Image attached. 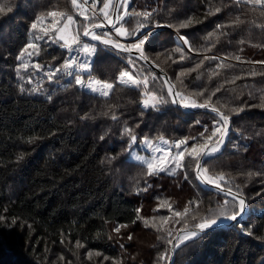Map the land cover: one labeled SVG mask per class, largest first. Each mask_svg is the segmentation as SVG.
Instances as JSON below:
<instances>
[{
  "label": "trees",
  "instance_id": "trees-1",
  "mask_svg": "<svg viewBox=\"0 0 264 264\" xmlns=\"http://www.w3.org/2000/svg\"><path fill=\"white\" fill-rule=\"evenodd\" d=\"M57 3L69 7L63 11L78 24L84 23L74 13L71 0H0V264H112L113 259L122 260V264H160L159 254L170 251L165 241L184 228L185 221L187 227H194L201 218L219 212L224 200L232 198L201 185L192 170L194 162L184 170L187 179L184 172L146 176L145 166L129 158L130 143L123 128L131 127L137 142L143 137L161 136L199 140L205 127L211 131L215 114L185 111L171 103L160 105L159 111L144 109L142 90L119 84L103 98L78 88L70 77L52 84L35 71L34 76H40V80L31 77L32 83H28L27 71H17L21 63L17 56L29 42V25L34 17L53 4L57 7ZM210 3L221 6L219 0H129L128 10L153 13L144 21L147 26L143 31L153 33L145 52L168 73L176 90L202 102L223 85V90L211 99L230 114L223 105L231 108L245 102L257 104L264 93V75L260 74L264 73V65L248 63L264 61V29L250 23H264V17L258 12L248 13L242 17L247 23L222 29L228 35L219 36L218 42L215 38L208 40L206 35L217 24L227 23L239 11L224 8L206 16ZM188 16L199 22L180 29V34L188 36L199 52L184 46L186 58L180 61L181 54L174 52L179 45L176 30L166 25H177ZM136 19L126 23L129 31ZM156 23L165 26L155 27ZM81 39L92 41L83 36ZM241 40L245 43H239ZM92 42L97 52L86 76L115 83L121 71L131 70L128 54ZM205 55L229 57L224 63L234 67L217 68L219 60H204L197 71L177 79L182 69L195 67ZM235 55L241 61L231 58ZM65 57L64 49L43 40L40 54L32 60L56 67ZM137 64L143 65L144 75H149L148 90L165 95L162 77L143 61ZM251 71L257 75H246ZM216 72L219 75H214ZM152 73L159 79L152 81ZM237 75L243 78L234 84L225 83ZM38 85L41 91L32 92ZM199 92L204 95H194ZM250 92L255 98L249 96ZM113 114L118 117L115 121L111 119ZM195 142L189 139V145ZM185 164L189 165L187 154ZM206 166L211 175L223 172L228 180L224 187L246 197L247 214L239 223L246 228L251 225L253 235L242 231L237 222L210 230L178 248L173 264H264V108L250 107L239 115L232 114L225 146L215 158H209ZM248 172L253 175L247 176ZM257 172L262 174L255 175ZM145 182L150 187L137 194ZM165 199L174 210L183 211L189 200L199 201V208L190 206L187 217H173L164 225L173 230L171 237L166 231L144 227L142 221L132 223L136 209H141L139 215L145 218L169 216L166 208L154 211ZM118 223L128 225L119 234L113 231ZM156 223H160L158 219ZM129 234L132 240H128ZM161 236L165 239H158ZM76 241L83 247H77ZM90 251L91 259L87 255ZM97 251L103 255L96 256ZM104 256L111 259L104 260Z\"/></svg>",
  "mask_w": 264,
  "mask_h": 264
},
{
  "label": "snow or ice",
  "instance_id": "snow-or-ice-1",
  "mask_svg": "<svg viewBox=\"0 0 264 264\" xmlns=\"http://www.w3.org/2000/svg\"><path fill=\"white\" fill-rule=\"evenodd\" d=\"M219 3L221 6H213L210 3L209 7L205 10L206 16L216 15L224 8H234L239 11L235 15H232L227 23L217 24L216 29L209 32L205 39L212 40L215 38L218 42L219 36L228 35L227 32L221 31L222 29L239 27L240 25L247 23L248 21L242 19V17L247 16L248 13L258 12L261 17H264V0H219ZM128 4L129 0H91L90 3L89 0H83V3H78V0H71V5L77 10L79 16L83 18L84 23L82 24H78L72 15L67 14L66 11L58 10L56 5L53 4L49 10L42 11L36 15L29 25V31L32 34V39L25 44L17 56V59L21 61L17 71L19 73L21 69L25 71L28 70L30 64L29 62H25V55L29 58L38 56L40 54L39 41L47 37L52 43L57 44L59 48L64 49L66 52V57L63 62L56 67L48 65L47 71H44L45 66L41 65L39 62L31 65L35 70L43 71V76L49 83L58 84L60 78L70 77L71 82L78 88L87 90L88 92L103 98L109 97L114 87L119 84L127 88L142 90L141 94L144 98L141 101V105L144 109L152 108L159 111L160 105L171 103L186 109H206L215 114L211 131L205 127L204 131L200 133L201 139L198 140L196 137H191L181 139L173 144H170L168 140L163 137H159L158 139L162 144L169 145L168 148H163L159 145H154L148 137H144L142 142L149 149H151L155 155L150 158H145L144 156L134 157L145 166V175L154 177H159L161 173L175 176L178 172H184V178L187 179V172L184 170L186 166H191V162H194L192 170L195 172V178L201 185L214 187L222 192H225L226 195L232 198L231 201H223V205L221 206L219 212L210 217L201 218L200 221L194 225L192 230H188L187 222L185 221V227L180 229L175 236V243L173 242V239H167L165 241L167 244L172 246L171 251L166 250L160 253L158 261L160 264H171L172 256L175 255L176 249L180 248V246L185 244L187 241L200 238L208 229L218 227L223 220L237 221V225L242 231H245L250 236L253 235L251 225L246 228L243 223H239L238 221V218L242 219V217L247 214V204L242 193L239 191L234 192L230 187L225 190L224 185L228 183L225 174L221 172L216 175H211L206 164L209 162V158H215L224 147L226 138L229 134L232 114L239 115V113L245 111V108L250 107L264 108V93L258 97L259 103L257 104L248 105L245 102L243 105L231 108H229L227 104L223 105V107L228 109V112L230 113L226 114L224 111H221V108L217 107L211 99V97L215 96L217 92L223 90V85L217 87L215 91H213L211 95L205 98L202 102H198L197 99L193 98V96H189L181 91L175 90V84L171 82V78L167 77L163 79V84L166 86L165 95H159L156 91H149V75H144L142 73L141 69L143 65H138L137 62L143 61L144 64H148L149 62V56L145 52V45L153 38V33L144 32L143 29L147 26L144 21L149 20L153 13L150 11L135 10L129 12ZM98 5L101 6L98 7ZM245 9H247V11H245ZM89 10H91V15H89ZM0 11L3 10L0 9ZM8 11H11V8H9ZM133 18L139 19H136L135 26L131 31H129L126 23L131 22ZM198 22L199 21H195L193 16H188L187 18L179 21L177 25H166L167 27L175 28L176 30V38L179 41V45L174 49V52L181 54L179 57L180 61H183L186 58L184 46H187L188 50L191 52H199L198 49L192 46L188 36L180 34V29L188 28ZM250 23L254 27L264 29V23L257 24L255 20H252ZM163 26L165 25H161L159 23L155 24V27ZM106 27H109L114 31H97V29H104ZM81 36L87 37L92 41H97L105 47L111 48L118 53L128 54L127 60L128 64L131 66V70L126 69L121 71L118 74L115 83L102 81L100 79L93 78L91 75H89L86 79L83 74L91 72V62L97 52V47L96 45L82 42ZM114 37L130 39L132 42L123 43L120 39ZM239 43L243 44L245 41L241 40ZM212 46L214 47L215 44ZM206 51H210V48L206 49ZM231 58L236 61H241V57L239 55H235ZM209 59L220 61V63L217 64V68L234 67L233 65H226L224 63V60L229 59V57L220 58L217 56L209 57L205 55L203 60L197 63L195 67L182 69L178 73L177 79L179 80L181 77L197 71L203 65V61ZM173 62L176 63L177 61ZM248 63H258L264 65V61ZM260 74L264 75V73ZM150 75L152 81L159 79V77H157L154 73ZM214 75H219V73L216 72ZM246 75L254 77L257 73L255 71H251ZM242 78V76L237 75L231 80H226L225 83L234 84L236 80ZM27 82L32 83V78L28 77ZM182 82L183 81H181V83ZM20 90L21 92L25 91L23 86H21ZM31 91L39 92L41 91V86L38 85ZM194 95L203 96L204 93L199 92ZM249 96L255 98L251 92L249 93ZM51 98V95H49L48 99L51 100ZM111 119L115 121L118 117L113 114ZM123 135L128 138L131 145H135L137 143V136L133 133V129L131 127L125 126L123 128ZM100 138L103 139L104 137L101 136ZM189 139L196 142L189 145ZM29 142H31V138L29 139ZM173 149L175 151H173ZM130 151L131 149H129V152ZM185 154H187L189 165L185 164ZM261 174L262 173L259 172L255 173V175ZM246 175L250 177L253 173L248 172ZM145 183L146 186L143 189H137V194H139L140 191H147V188L150 187L147 182ZM229 205H231L230 210H228ZM190 206H194L195 209H198L199 201L189 200L188 206H185L183 211H179L174 210L172 204L165 199L160 202L158 208L154 209V211H159L160 208H166V210L170 213L169 216L145 218L139 215L141 209H136L137 216L132 223L135 224L137 220L142 221L144 227H151L157 232L166 231L167 235L171 237L173 230L164 228V225H167L169 220L173 217H187L190 213ZM191 218L195 220L196 216L193 214ZM157 219L160 222L159 224L156 223ZM176 222L179 223V220H176ZM12 223H15V221H12ZM127 227L128 225L125 223H118L113 231L119 234L121 229H126ZM108 238L111 239L112 237L109 235ZM257 238L260 239V237ZM158 239L164 240L165 238L161 236L158 237ZM128 240H132L131 234L128 235ZM61 242L63 243V241ZM76 246L83 247L79 241H76ZM120 247L123 248L124 245L121 244ZM87 255L88 258L91 259L93 252L90 251ZM95 255L102 256L103 254L97 251L95 252ZM60 259L63 260V257H60ZM109 259L111 258L104 256V260ZM112 264H122V260L113 259Z\"/></svg>",
  "mask_w": 264,
  "mask_h": 264
},
{
  "label": "rangeland",
  "instance_id": "rangeland-1",
  "mask_svg": "<svg viewBox=\"0 0 264 264\" xmlns=\"http://www.w3.org/2000/svg\"><path fill=\"white\" fill-rule=\"evenodd\" d=\"M22 1L24 2L25 0H22ZM90 2H91V1L89 0V3H90ZM78 3H83V0H78ZM51 7H52V6H51ZM51 7H50V8H51ZM65 8L68 9L69 7H66L64 4L57 3V9H58V10H63V9H65ZM73 9H74V13H78L77 10H76L75 8H73ZM77 15H79V14H77ZM73 18H74V17H73ZM75 18H76V16H75ZM74 20H75V19H74ZM62 23H63V21H62ZM12 24H13V26H16V25H17V23H13V22H12ZM105 31H114V30H112V29H110V28L108 27ZM115 38L120 39L123 43H131V42H132V40H130V39H124V38H119V37H115ZM31 39H32V34L30 33L29 40H31ZM43 40L50 41L47 37H45ZM43 40H40V41H39V45L41 44V42H43ZM81 40H82V39H81ZM50 42H51V41H50ZM82 42H86V43H89V44L95 45L94 42L89 41V40H86V39H83ZM30 51H31V50H30ZM81 55H82V54H81ZM25 62H29V64H30L28 70H26V71H27L26 74H28L29 77H32L34 80H38L40 76H41L42 78L44 77V76H43V71H37V70H35V69L31 66L32 64L35 63V62H33L32 57L29 58L27 55H25ZM45 68H46V69H45ZM45 68H44V71H47V67H45ZM124 70H126V69H124ZM127 70H130V69H127ZM22 71L25 72V70H22ZM35 71H36V72H41L40 76H34L33 73H35ZM134 74H135V72H134ZM83 75H84L85 78L87 79L88 76H86L85 74H83ZM92 77L98 79V78L95 77V76H92ZM39 80H40V79H39ZM102 81H103V80H102ZM108 82H111V81H108ZM161 137H163L164 139L168 140V141L170 142V144H173V143H175V142L181 140V139H170V138L165 137V136H161ZM143 138H144V137H143ZM143 138H142L139 142H137L135 145H131V144L129 145V149H131V151L129 152V158H130L131 160H133V161H136V162L140 163V164H142V163H141L140 161L136 160V159L134 158L135 156H144L145 158H150L151 156L155 155V153H153L152 150L149 149V148H148V147L142 142ZM158 138H159V137H158ZM158 138H152V139L149 138V139L153 142L154 145H159L160 147H163V148H168V147H169V145L162 144L161 141H160ZM173 151H175V150L173 149ZM185 155H186V154H185Z\"/></svg>",
  "mask_w": 264,
  "mask_h": 264
},
{
  "label": "water",
  "instance_id": "water-1",
  "mask_svg": "<svg viewBox=\"0 0 264 264\" xmlns=\"http://www.w3.org/2000/svg\"><path fill=\"white\" fill-rule=\"evenodd\" d=\"M128 9H129V5H128ZM108 27H106V28H104V29H107ZM97 42V41H96ZM122 42V41H121ZM99 43V42H98ZM133 55H134V53H133ZM154 61H152L151 59H149V62H148V64L147 65H149L153 70H155L161 77H162V79H164L165 77H167V78H171L169 75H168V73L161 67V66H159L157 63H153ZM157 65H158V67H157ZM171 82L173 83V81H172V79H171ZM175 90H176V87H175ZM176 105V104H175ZM178 106V105H177ZM180 107V106H179ZM183 110H185V111H198V110H201V111H208V110H206V109H201V108H195V109H193V108H183V107H181ZM226 141H227V138H226ZM226 143V142H225ZM224 146H225V144H224ZM223 149V148H222ZM222 149H221V151H222ZM205 187H207V188H211V189H216V188H214V187H211V186H205ZM227 188L225 187V190H226ZM216 190H218V189H216ZM218 191H220V190H218ZM234 191V190H233ZM220 192H222V191H220ZM234 192H236V191H234ZM222 193H225V192H222ZM244 198H245V200H246V204H247V209H246V212H247V210H248V203H247V199H246V197L245 196H243ZM246 215H244L242 218H244ZM239 220H241V218H238V221ZM235 222H237V221H229V220H223L220 224H219V226L218 227H214L213 229H216V228H223V227H227V226H230V225H232V224H234ZM188 228V230H192L194 227H187ZM180 229H183V228H180ZM179 229V230H180ZM213 229H208L206 232H208V231H210V230H213ZM178 230V231H179ZM177 231V232H178ZM177 234V233H176ZM176 234L173 236V242L175 243V236H176ZM187 242H189V241H187ZM186 242V243H187ZM185 243V244H186ZM184 244H182L181 246H183ZM180 246V247H181ZM171 248H172V246L170 245V251H171ZM177 250V249H176ZM175 250V251H176ZM174 256L175 255H173L172 256V261H171V264H173V259H174Z\"/></svg>",
  "mask_w": 264,
  "mask_h": 264
}]
</instances>
